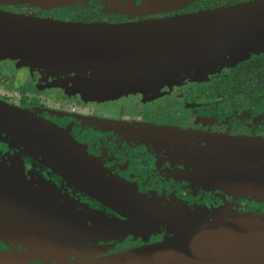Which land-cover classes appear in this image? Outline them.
I'll list each match as a JSON object with an SVG mask.
<instances>
[{"label":"water","instance_id":"1","mask_svg":"<svg viewBox=\"0 0 264 264\" xmlns=\"http://www.w3.org/2000/svg\"><path fill=\"white\" fill-rule=\"evenodd\" d=\"M88 1L0 0V4L52 10ZM193 1L145 0L142 12L176 9ZM6 40L11 41L9 48ZM261 52L264 0L117 25L0 10V61H17L20 67L53 77L72 74L71 90L92 101L158 95L166 86L206 80ZM165 134L185 150L188 181L263 202L264 140L182 130ZM0 142L41 159L81 192L125 218L89 207L79 210L57 188L30 187L23 170L0 161V241L3 232H12L20 241L31 236L30 248L0 251V264H264V214L163 205L101 167L54 125L1 99ZM194 152L197 157H190ZM160 226H166L170 235L154 245L106 256H97L86 246L95 239L144 236ZM39 236L46 239L43 248H36Z\"/></svg>","mask_w":264,"mask_h":264},{"label":"flooded vegetation","instance_id":"2","mask_svg":"<svg viewBox=\"0 0 264 264\" xmlns=\"http://www.w3.org/2000/svg\"><path fill=\"white\" fill-rule=\"evenodd\" d=\"M251 1L255 0H195L176 9L148 8L145 12H142L145 0H90L86 4L49 11L28 5L0 4V10L34 16L44 13L50 19L64 21L117 25ZM0 65L1 100L30 110L54 125L101 167L141 194L159 199L163 205L187 206L191 210L230 207L240 212L264 214V203L260 205L254 200L209 191L188 181L180 174L185 167L176 157L182 149L176 148L165 134V131L182 130L264 140V52L253 54L206 80L187 79L166 86L156 97L130 94L105 102L87 101L70 86L62 85V79L70 83V77L53 79L38 70L20 67L13 60L0 61ZM0 161L9 167L16 164L23 170L27 178L24 182L30 187L43 191L45 186H53L69 196L79 210L89 207L125 220L110 207L81 192L71 179L58 174L41 159L6 142H0ZM166 235H170L166 226H160L144 236L108 238L88 242L86 246L97 256H106L154 245ZM11 250H14L13 245L0 241V251Z\"/></svg>","mask_w":264,"mask_h":264},{"label":"rangeland","instance_id":"3","mask_svg":"<svg viewBox=\"0 0 264 264\" xmlns=\"http://www.w3.org/2000/svg\"><path fill=\"white\" fill-rule=\"evenodd\" d=\"M46 11V10H45ZM49 11V10H48ZM39 16V15H38ZM42 16H44L43 18H49V17H47L48 15L47 14H44V13H41L40 14V16L39 17H42ZM51 19H53V18H51ZM55 20H58V19H55ZM61 21H64V20H61ZM6 42L8 43L7 44V46L6 47H10V43H11V41L10 40H6ZM1 61H4V60H1ZM1 66V65H0ZM5 66V65H4ZM225 68H228L227 66H225L223 69H225ZM37 70V69H36ZM35 70V71H36ZM40 71V70H39ZM44 74H46V75H49V74H47V73H44ZM43 74V75H44ZM86 74V75H85ZM84 75H85V80H88L89 78H90V75H91V71H89L88 73H85ZM71 75L72 74H70V75H66L65 77H69L70 76V78H71ZM75 75V74H74ZM48 77H52L53 79H59V80H61L64 76L63 75H59V76H55V77H53V76H51V75H49ZM63 81H62V85H66V86H70V88H73L74 86H73V84H70V83H67V81H64V79H62ZM188 80H192V79H188ZM193 81V80H192ZM75 88V87H74ZM3 92V91H2ZM1 92V93H2ZM82 96V95H81ZM152 97H156L157 95H151ZM85 100H87L84 96H82ZM121 97H123V96H121ZM121 97H117V98H113V99H105V100H87V101H92V102H95V101H99V102H102V101H111V100H115V99H118V98H121ZM148 98V97H147ZM27 111H29V112H32V111H30V110H27ZM40 119H42L41 117H39ZM43 120V119H42ZM44 121V120H43ZM261 140H263V139H261ZM173 143V145L175 144L174 142H172ZM199 143L200 142H196V144H195V146H197V145H199ZM176 148H178L177 146H176ZM184 152H185V150H181V153H179L176 157H177V161L178 162H180L185 168H184V170L183 171H181V173L180 174H183L184 175V173H185V171H186V169H188L187 168V166H188V164L185 162V160L183 159V157H184V155H186V154H184ZM189 154H191L190 155V157H197V153H189ZM189 167V166H188ZM190 171H193V168L190 166V169H189ZM216 191H220V190H216ZM257 202V201H256ZM258 203H260V205H263V203H264V199H263V202H258ZM177 207H183V206H177ZM4 237H3V240L1 239V241H3V242H5V243H8V245H13V248L14 249H19V248H22V249H27V248H30L29 247V243L28 242H30L31 240L29 239L31 236L30 235H27V236H24V237H22V241H20V240H16V238L13 236V233L12 232H3V234H2ZM96 240V239H95ZM95 240H93V241H95ZM36 241V243H38V246L36 247V248H43L44 246L42 245V244H44V242H46V239H43L41 236H39L38 238L36 237V240H34V242ZM51 241V240H50ZM22 244H25V245H28V246H25V247H23L22 246ZM12 248V247H11Z\"/></svg>","mask_w":264,"mask_h":264}]
</instances>
